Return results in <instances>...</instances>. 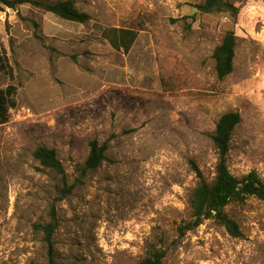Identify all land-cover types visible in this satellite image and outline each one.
I'll list each match as a JSON object with an SVG mask.
<instances>
[{
  "label": "rangeland",
  "instance_id": "374dc122",
  "mask_svg": "<svg viewBox=\"0 0 264 264\" xmlns=\"http://www.w3.org/2000/svg\"><path fill=\"white\" fill-rule=\"evenodd\" d=\"M55 2L59 0H47ZM86 24L30 5L0 20V264H47L42 234L54 205L56 264H264V202L225 212L241 236L213 220L180 236L197 186L193 165L215 176L218 119L238 112L229 171L264 181V0H231L237 16L202 14L201 0H72ZM237 41L233 71L217 78L213 51ZM2 63V62H1ZM96 140L105 160L59 201L60 177L33 153L55 150L68 184Z\"/></svg>",
  "mask_w": 264,
  "mask_h": 264
},
{
  "label": "trees",
  "instance_id": "16d2710c",
  "mask_svg": "<svg viewBox=\"0 0 264 264\" xmlns=\"http://www.w3.org/2000/svg\"><path fill=\"white\" fill-rule=\"evenodd\" d=\"M21 5H30L73 23L86 24L90 19L86 13L76 8L72 0L55 2L47 0H0V10L2 11L4 9L16 10ZM195 9L202 14H230L233 17L237 16L238 13L231 0H201ZM236 41L235 32L227 30L213 51L214 68L219 80L225 79L233 71ZM0 69H5L2 56H0ZM14 91L13 87H9L4 92L0 91V124L7 121L8 98L13 95ZM240 123L241 116L238 112H228L223 114L215 125L211 140L217 153V163L215 176L211 182H207L202 172L193 165L198 184L189 195L190 220L179 227L180 236L199 227L205 220L211 219L223 227L231 236L240 237L239 225L227 215L226 207L231 204H243L249 198L264 202V181L256 172L251 171L242 177H236L228 168L231 139ZM88 147V156L85 162L78 167L79 176L76 182L71 185L68 184L67 176L55 150L40 146L34 151L33 156L39 165L60 177L59 201L72 194L75 184L83 185L92 178L105 160L106 145H100L96 140H92ZM35 228L43 236L42 240L47 249V264H56L53 254V239L58 228V219L54 205L50 207L49 222L37 225ZM164 259L165 251L153 248L138 264H163Z\"/></svg>",
  "mask_w": 264,
  "mask_h": 264
},
{
  "label": "built area",
  "instance_id": "2783aa9c",
  "mask_svg": "<svg viewBox=\"0 0 264 264\" xmlns=\"http://www.w3.org/2000/svg\"><path fill=\"white\" fill-rule=\"evenodd\" d=\"M6 11H9L8 9H6ZM6 18V12L0 10V20L4 21Z\"/></svg>",
  "mask_w": 264,
  "mask_h": 264
}]
</instances>
